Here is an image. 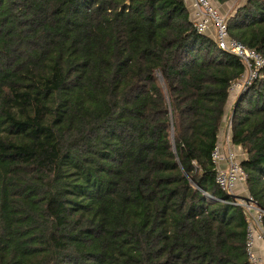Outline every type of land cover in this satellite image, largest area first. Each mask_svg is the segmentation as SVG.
I'll list each match as a JSON object with an SVG mask.
<instances>
[{"label":"trees","instance_id":"1","mask_svg":"<svg viewBox=\"0 0 264 264\" xmlns=\"http://www.w3.org/2000/svg\"><path fill=\"white\" fill-rule=\"evenodd\" d=\"M228 19L264 57V0ZM245 72L185 0H0V264H251L211 156ZM231 127L264 208V67Z\"/></svg>","mask_w":264,"mask_h":264},{"label":"built area","instance_id":"2","mask_svg":"<svg viewBox=\"0 0 264 264\" xmlns=\"http://www.w3.org/2000/svg\"><path fill=\"white\" fill-rule=\"evenodd\" d=\"M192 21L199 33L208 34L221 49L238 56L243 61L246 67L245 75L230 87L231 95L237 98L260 77V70L264 67V57L231 36L229 19L219 10L215 0H195ZM211 156L216 170V183L231 197V200L223 201L242 207L247 216L246 250L249 260L251 264H263V259L257 254L255 247L257 241L264 242V208L259 206L248 191H245L246 193L237 191L239 184L243 183L246 186L247 177L239 154L232 146L225 151L218 141Z\"/></svg>","mask_w":264,"mask_h":264},{"label":"crops","instance_id":"3","mask_svg":"<svg viewBox=\"0 0 264 264\" xmlns=\"http://www.w3.org/2000/svg\"><path fill=\"white\" fill-rule=\"evenodd\" d=\"M185 1H186L188 10H189L190 18L193 19L194 12H195V0H185ZM229 2L230 1H228L226 3H229ZM215 3L218 7L219 6L222 7V5L226 4V3L220 4L217 0H215ZM224 7L222 8L223 9L222 11H224ZM236 9L233 10V14L236 12ZM224 13H226V12L224 11ZM228 18H229V16H228ZM236 100H237L236 96L230 95L228 103H227V108H226V112H227L226 117L223 121L221 130H220L219 143L222 144L225 151H227L230 146L234 147L235 150L237 151V153L239 154L240 159L243 160L246 157V153L243 151V149L240 146L235 145L232 141L231 119H232L233 110H234ZM230 144H232V145H230ZM222 166L224 167L225 164H223ZM255 249H256L257 254L260 255V257L263 259V264H264V242L263 241H257Z\"/></svg>","mask_w":264,"mask_h":264},{"label":"rangeland","instance_id":"4","mask_svg":"<svg viewBox=\"0 0 264 264\" xmlns=\"http://www.w3.org/2000/svg\"><path fill=\"white\" fill-rule=\"evenodd\" d=\"M238 3H239V0H232V1H230L229 3H226V4H224V5H222V7H218L219 8V10L224 14V15H226V17H231V15L233 14V10H235L236 8H237V5H238ZM221 4V3H220ZM226 8H225V7ZM224 7V11L226 12V13H224V11H222L223 8ZM232 13V14H231ZM234 148V147H233ZM247 189H246V187H245V184H239V186H238V189H237V191L239 192V193H246L245 191H246Z\"/></svg>","mask_w":264,"mask_h":264}]
</instances>
